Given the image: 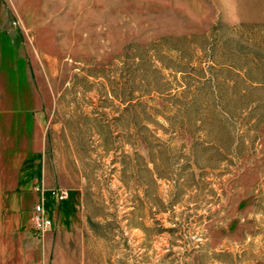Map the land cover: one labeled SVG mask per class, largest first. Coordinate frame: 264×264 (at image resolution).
I'll use <instances>...</instances> for the list:
<instances>
[{
    "label": "rangeland",
    "instance_id": "rangeland-1",
    "mask_svg": "<svg viewBox=\"0 0 264 264\" xmlns=\"http://www.w3.org/2000/svg\"><path fill=\"white\" fill-rule=\"evenodd\" d=\"M0 264H264V0H0Z\"/></svg>",
    "mask_w": 264,
    "mask_h": 264
},
{
    "label": "built area",
    "instance_id": "built-area-1",
    "mask_svg": "<svg viewBox=\"0 0 264 264\" xmlns=\"http://www.w3.org/2000/svg\"><path fill=\"white\" fill-rule=\"evenodd\" d=\"M37 190H39L40 195L35 205L33 206L30 221L33 228L37 231L38 235L43 238L52 227L53 221L47 215L45 205V189L37 188ZM48 192L50 196L59 203L68 197V191L64 188H51L48 190Z\"/></svg>",
    "mask_w": 264,
    "mask_h": 264
},
{
    "label": "crops",
    "instance_id": "crops-1",
    "mask_svg": "<svg viewBox=\"0 0 264 264\" xmlns=\"http://www.w3.org/2000/svg\"><path fill=\"white\" fill-rule=\"evenodd\" d=\"M48 189H50V188H48ZM48 192V191H47ZM48 194H49V192H48ZM52 199V198H51ZM63 202L64 201H61V204H63ZM47 202H46V199H45V205H46V207H50V206H47V204H46ZM64 207V208H63ZM62 207V210H63V212L66 214V215H70V213L73 211V209L71 208V207H67V206H63ZM48 215V214H47ZM48 216H50V215H48Z\"/></svg>",
    "mask_w": 264,
    "mask_h": 264
}]
</instances>
